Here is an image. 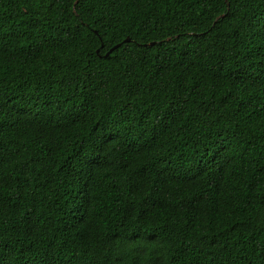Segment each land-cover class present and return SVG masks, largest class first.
I'll return each instance as SVG.
<instances>
[{
  "label": "trees",
  "instance_id": "trees-1",
  "mask_svg": "<svg viewBox=\"0 0 264 264\" xmlns=\"http://www.w3.org/2000/svg\"><path fill=\"white\" fill-rule=\"evenodd\" d=\"M0 264H264V0H0Z\"/></svg>",
  "mask_w": 264,
  "mask_h": 264
},
{
  "label": "water",
  "instance_id": "water-1",
  "mask_svg": "<svg viewBox=\"0 0 264 264\" xmlns=\"http://www.w3.org/2000/svg\"><path fill=\"white\" fill-rule=\"evenodd\" d=\"M130 41V39H126V41L125 42H129ZM149 46H152V45H154V43H150V44H148ZM147 44L146 45H144V46H148ZM119 47V45H117V46H115V47H113L112 49H110L106 54H105V57H107L114 49H117Z\"/></svg>",
  "mask_w": 264,
  "mask_h": 264
}]
</instances>
